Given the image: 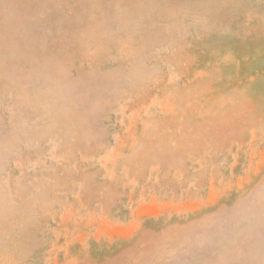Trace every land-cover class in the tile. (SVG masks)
<instances>
[{"label": "rangeland", "instance_id": "rangeland-1", "mask_svg": "<svg viewBox=\"0 0 264 264\" xmlns=\"http://www.w3.org/2000/svg\"><path fill=\"white\" fill-rule=\"evenodd\" d=\"M0 264H264V0H0Z\"/></svg>", "mask_w": 264, "mask_h": 264}]
</instances>
